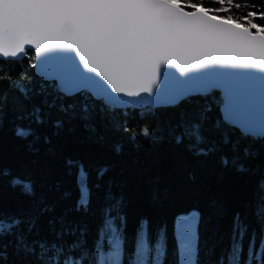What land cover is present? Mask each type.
Listing matches in <instances>:
<instances>
[{
  "label": "trees",
  "instance_id": "16d2710c",
  "mask_svg": "<svg viewBox=\"0 0 264 264\" xmlns=\"http://www.w3.org/2000/svg\"><path fill=\"white\" fill-rule=\"evenodd\" d=\"M193 2L213 10L227 8V12L213 14L241 21L254 10L264 11V0ZM255 22L264 26L259 15ZM33 60L31 49L21 59L0 58V216L39 215L36 231L27 235L29 241L54 240L49 221L64 216L70 224L87 229L86 241L91 246L106 204L105 193L110 191L124 201L125 264L134 253L142 222H147L153 244L163 233V264H177L175 216L193 209L199 212V264H221L233 238L240 239L237 218L247 229L242 242L243 264H253L250 247L256 264H261L264 217L259 213L264 193L258 185L264 183V138H245L237 127L222 119L217 90L190 95L169 106L111 108L86 91L62 95L54 81L35 74ZM62 106L67 111H62ZM34 110L39 111V121L33 117ZM197 121L207 138L200 146L205 154L195 151L190 136L182 143L175 141ZM20 128L29 129L30 134L18 136ZM225 136L240 150L224 143ZM115 146L120 151H115ZM245 147L251 149L250 157H245ZM237 158L244 171L234 166ZM80 166L87 173L91 190L87 212L75 207ZM100 170L105 173L102 177ZM21 178L33 185L34 196L17 186L15 181ZM65 193L69 195L65 197ZM45 204L52 210L40 215ZM21 228L26 229V225ZM72 239L65 237L67 242ZM0 264L40 262L17 251L15 235H5L0 237Z\"/></svg>",
  "mask_w": 264,
  "mask_h": 264
},
{
  "label": "snow or ice",
  "instance_id": "6c2138e0",
  "mask_svg": "<svg viewBox=\"0 0 264 264\" xmlns=\"http://www.w3.org/2000/svg\"><path fill=\"white\" fill-rule=\"evenodd\" d=\"M231 0H220L221 4ZM238 6V5H237ZM191 8L192 10H186ZM227 8L208 9L193 0H0V57L16 58L25 52L26 46H34L37 52L50 48L70 49L83 68L98 74L116 94L129 97L151 93L158 83L165 65H175L181 72L203 64H234L264 72V26L255 22L257 15L264 18V11H252L243 21L233 16H221L214 12H227ZM255 30V31H253ZM77 78L64 81L58 88L64 96L81 92L87 82L95 84L94 95L105 104L120 100L108 92L107 87L95 77L84 76L79 66L73 64ZM164 75H167L164 73ZM228 88L224 82L205 81L197 85L205 94L212 87ZM194 92L180 93L172 100L179 102ZM62 111L67 108L62 106ZM87 111V105L83 106ZM226 118L236 123L237 112L233 106L231 92L225 107ZM33 117L40 120L38 110ZM242 135L264 138V121L259 125L250 120L239 121ZM60 126V122H57ZM194 122L190 131L175 137L182 143L189 136L193 139L195 151L205 154L200 147L207 138ZM147 131V130H146ZM29 129L20 128L17 135L25 137ZM231 143L234 151L239 145L230 137L223 138ZM115 151H120L115 146ZM245 157L251 156V149H243ZM223 163L227 165V159ZM234 166L244 171V165L237 158ZM71 164V162H69ZM100 170L98 175H104ZM26 195L34 196L35 190L23 178L15 181ZM77 185L79 197L76 210L87 212L91 204V190L87 173L80 166ZM258 188L264 193V183ZM65 197L69 194L65 193ZM106 204L101 210V222L97 236L89 246L86 241L87 229L70 224L66 217L50 219V232L54 240L29 241L27 235L37 229L39 215L33 217L0 216V237L15 235L17 251L35 256L40 264H125V216L124 201L113 193H105ZM48 205L40 209V215L51 211ZM264 217V204L260 213ZM199 214L190 213L181 217L177 227L180 264H199L197 231ZM57 224L60 225L57 228ZM21 225H26L21 228ZM236 233L229 253L221 264H243L241 260L243 237L246 226L237 218ZM73 237L70 242L65 237ZM264 246V238H262ZM165 255L164 235L161 233L155 244L151 242L147 222L138 228L135 250L127 264H163ZM249 256L255 262V253L250 247ZM264 264V254L260 257Z\"/></svg>",
  "mask_w": 264,
  "mask_h": 264
},
{
  "label": "water",
  "instance_id": "95a60500",
  "mask_svg": "<svg viewBox=\"0 0 264 264\" xmlns=\"http://www.w3.org/2000/svg\"><path fill=\"white\" fill-rule=\"evenodd\" d=\"M27 49H31L34 54L33 69L35 74L43 80L54 81L57 89L63 85L64 81L77 78V73L73 71V64L78 65L82 75L95 77L97 81L102 82L107 87L108 92L120 97V100L106 104L111 108H144L147 106L155 108L174 105L177 102L172 100L171 97L186 92L199 94L201 89L197 85L202 82H224L228 85V88L223 85L212 87L205 94L213 90L219 92L221 98L219 109L225 122L237 127L242 132L239 121L250 120L257 125L264 121V72L260 69L246 68L234 64L212 63L181 72L175 65L169 64L163 66L160 79L151 93H141L140 96L129 97L125 94L114 93L98 74L83 68V64L78 60V57L75 61L69 59L75 56V53L70 49L50 48L46 52H37L34 46H26L25 52L19 54L16 58H0L21 59L26 54ZM164 73L167 75H164ZM81 91L88 92L104 103L102 98L94 95L95 84L92 82H87L86 87L82 88ZM229 92H231L233 106L237 112L238 122L236 123H230L226 118L225 107ZM188 96L190 95L186 97ZM183 99H180L179 102ZM195 211L199 214L197 210Z\"/></svg>",
  "mask_w": 264,
  "mask_h": 264
},
{
  "label": "bare ground",
  "instance_id": "6f19581e",
  "mask_svg": "<svg viewBox=\"0 0 264 264\" xmlns=\"http://www.w3.org/2000/svg\"><path fill=\"white\" fill-rule=\"evenodd\" d=\"M195 210H196V209H193V210H191V211H189V212H187V213H179V214H177V215L175 216L174 225H173V231H174V235L176 236V238H177V227H178V221L180 220V218H181V217H184V216H186V215H188V214H190V213H193V212L197 213ZM197 211H198V210H197ZM180 214H182V215H180ZM176 238H175V239H176ZM176 243L178 244V241H176ZM177 246H178V245H177ZM178 253H179V252H178ZM177 264H180V255H179V257H178Z\"/></svg>",
  "mask_w": 264,
  "mask_h": 264
},
{
  "label": "rangeland",
  "instance_id": "374dc122",
  "mask_svg": "<svg viewBox=\"0 0 264 264\" xmlns=\"http://www.w3.org/2000/svg\"><path fill=\"white\" fill-rule=\"evenodd\" d=\"M175 238H176V236H175ZM176 241H177V238H176ZM178 244L176 243V246H177ZM179 247L177 246V261H178V257H179Z\"/></svg>",
  "mask_w": 264,
  "mask_h": 264
}]
</instances>
